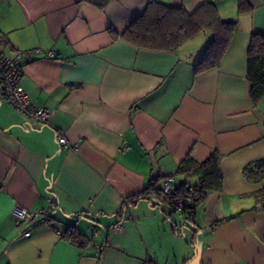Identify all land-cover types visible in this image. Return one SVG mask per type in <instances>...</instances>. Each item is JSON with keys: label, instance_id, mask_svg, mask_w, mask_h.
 Returning <instances> with one entry per match:
<instances>
[{"label": "crops", "instance_id": "obj_1", "mask_svg": "<svg viewBox=\"0 0 264 264\" xmlns=\"http://www.w3.org/2000/svg\"><path fill=\"white\" fill-rule=\"evenodd\" d=\"M150 1L191 12L207 0L0 1V54L43 52L22 59L21 83L52 110L51 124H38L0 92V264H264V209L253 195L264 181L242 175L264 158V96L254 104L246 78L264 0H247L243 11L237 0H208L236 24L219 66L199 74L208 32L174 50L118 35ZM213 150L222 188L193 218L175 216L162 197L136 195L151 177L162 186L188 154L204 160ZM47 199L50 217L19 236L14 205L37 210Z\"/></svg>", "mask_w": 264, "mask_h": 264}, {"label": "trees", "instance_id": "obj_2", "mask_svg": "<svg viewBox=\"0 0 264 264\" xmlns=\"http://www.w3.org/2000/svg\"><path fill=\"white\" fill-rule=\"evenodd\" d=\"M237 5L238 11L249 8L247 0H237ZM235 24V20L221 18L213 1H203L191 12L179 5L171 6L150 1L143 12L118 35L140 47L174 50L200 32H208L210 37L194 66V73L199 74L219 66L230 43ZM246 78L250 99L257 104L264 96V32H253L250 35L246 50ZM170 175L182 176V180L175 185L171 195L165 194L162 186L158 185L159 177H151L147 185L136 195L154 194L162 197L172 211L177 210L174 207L175 200L181 198L186 204L177 211L193 218L208 193L222 188L220 154L213 150L204 160H197L188 154ZM242 175L246 181L254 184L264 181V158L245 164ZM253 195L259 204V210L264 209V188L257 190ZM222 221L223 219L216 220L211 227H216ZM66 233H69L66 235L70 238L74 231L66 230Z\"/></svg>", "mask_w": 264, "mask_h": 264}, {"label": "built area", "instance_id": "obj_3", "mask_svg": "<svg viewBox=\"0 0 264 264\" xmlns=\"http://www.w3.org/2000/svg\"><path fill=\"white\" fill-rule=\"evenodd\" d=\"M42 53L39 48H31L18 51L12 57L0 54V92L12 107L26 118L41 125H50L52 110L46 106L36 104L21 83L24 73L22 59ZM46 55L51 56L52 52L48 51ZM55 139L59 144L69 149L72 148L63 134L57 132ZM128 147L129 145L125 143L121 147V150H126ZM174 189L173 176L170 174L165 175L162 183L163 192L171 195ZM185 204L186 202L183 199L177 198L174 202V207L177 210H181ZM54 207L55 201L52 199H47L46 208L37 210H30L29 208L15 204L12 209V214L14 224L18 228V235L29 236L31 226L43 219L49 218L51 210ZM120 228L121 226L119 224L113 226L115 230H120ZM93 233H96L94 228ZM96 254L99 253L97 252Z\"/></svg>", "mask_w": 264, "mask_h": 264}, {"label": "rangeland", "instance_id": "obj_4", "mask_svg": "<svg viewBox=\"0 0 264 264\" xmlns=\"http://www.w3.org/2000/svg\"><path fill=\"white\" fill-rule=\"evenodd\" d=\"M174 212H175V214H176L175 216H177L178 214H180L179 211H177V210H175ZM185 232H186V231H185Z\"/></svg>", "mask_w": 264, "mask_h": 264}]
</instances>
